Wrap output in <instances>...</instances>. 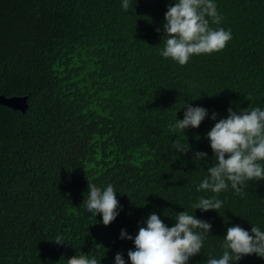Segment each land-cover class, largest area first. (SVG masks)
<instances>
[{"label": "trees", "instance_id": "trees-1", "mask_svg": "<svg viewBox=\"0 0 264 264\" xmlns=\"http://www.w3.org/2000/svg\"><path fill=\"white\" fill-rule=\"evenodd\" d=\"M122 2L0 0V96L28 97L25 112L0 105V264H66L95 245L101 264H115L117 253L131 264L135 246L121 230L135 236L153 212L169 227L185 210L212 225L189 264L222 255L228 227L264 231V181H247L243 196L229 185L219 213L191 207L214 195L197 191L214 163L212 114L264 109V0H214L222 21L210 26L232 39L184 66L160 55L175 0H129L127 11ZM187 103L208 117L170 131ZM178 136L187 155L172 147ZM197 151L208 159L194 160ZM87 178L117 192L121 210L107 227L82 206Z\"/></svg>", "mask_w": 264, "mask_h": 264}, {"label": "clouds", "instance_id": "clouds-1", "mask_svg": "<svg viewBox=\"0 0 264 264\" xmlns=\"http://www.w3.org/2000/svg\"><path fill=\"white\" fill-rule=\"evenodd\" d=\"M122 7L127 11L129 0H123ZM221 21L222 16L214 0H175L165 13V35L160 55L184 66L193 55L223 50L232 39L231 30L210 26V22L219 25ZM157 32H160L159 28ZM184 109V118L170 123V131L185 133L186 129L199 128L208 117V111L203 107H192L187 103ZM227 112L226 118L217 120L216 113L211 116L212 120L217 121L207 133L214 163L207 168V175L197 191L214 195L200 196L191 205L195 211L219 213L224 202L217 196L226 191L229 185L236 195L243 196L247 181H264V109L249 106L234 110L229 107ZM172 147L184 155L192 151L189 143H182L180 137L173 141ZM207 159V153H194V160ZM82 206L94 217L102 214L106 227L116 220L121 210L113 185L108 184L101 189L89 179ZM174 221V225L169 227L153 212L146 218V226H140L135 236L121 230L120 238L132 241L135 246L127 253L131 264H189L191 258L200 255L205 239L211 235L212 225L186 210L176 213ZM222 239V255L209 256L206 264H239L243 257L250 255L264 258V231L255 224H251V232L239 225L228 227ZM52 242L65 244L60 236ZM100 246L95 245L91 254L77 253L67 259L66 264H101V260L97 259ZM115 264H126L123 254H116Z\"/></svg>", "mask_w": 264, "mask_h": 264}, {"label": "water", "instance_id": "water-1", "mask_svg": "<svg viewBox=\"0 0 264 264\" xmlns=\"http://www.w3.org/2000/svg\"><path fill=\"white\" fill-rule=\"evenodd\" d=\"M0 105L16 111L25 112L28 108V97L6 98L4 96H0Z\"/></svg>", "mask_w": 264, "mask_h": 264}]
</instances>
